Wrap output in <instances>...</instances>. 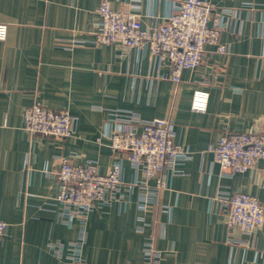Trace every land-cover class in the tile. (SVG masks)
<instances>
[{"label": "crops", "instance_id": "0c3cea01", "mask_svg": "<svg viewBox=\"0 0 264 264\" xmlns=\"http://www.w3.org/2000/svg\"><path fill=\"white\" fill-rule=\"evenodd\" d=\"M103 1L0 0V24L8 26L0 42V221L8 224L0 264H63L51 244L82 236L80 223L64 224L55 205L62 158L95 162L102 174L120 161L124 181L135 179L129 161L110 148L112 112L170 121L175 143L193 159L147 212L138 207V188L122 203L92 211L84 230L86 260L142 262L151 238L162 252L160 264H264V226L251 245L232 243L244 237L227 226V211L216 199L222 190L241 192L264 206V162L224 178L212 153L224 134L264 132V0H210L217 12H234L225 16L220 36L228 53L206 46L200 67L183 71L178 83L169 79L171 66L155 60L148 47L95 43ZM107 1L116 11L137 10L143 26L153 27L182 0ZM196 90L209 92L205 114L191 111ZM35 103L75 116L74 136L27 132L24 112Z\"/></svg>", "mask_w": 264, "mask_h": 264}, {"label": "built area", "instance_id": "2783aa9c", "mask_svg": "<svg viewBox=\"0 0 264 264\" xmlns=\"http://www.w3.org/2000/svg\"><path fill=\"white\" fill-rule=\"evenodd\" d=\"M252 4H246L249 8ZM100 23L95 33L97 45L120 44L124 50L148 47L151 56L171 66L169 79L180 82L183 71L200 67L206 46L216 47L219 54L228 49L220 43L221 34L227 29L225 16L234 12H217L210 0H182L173 4L169 15L161 24L144 27L141 15L135 9L116 11L104 0L99 9ZM8 36V26L0 24V42ZM209 92L196 90L191 101V111L205 114L208 110ZM77 118L66 111L54 112L35 103L24 112V129L30 134L66 139L74 136ZM110 148L124 156L135 174L132 182L123 179V168L116 161L106 174L95 162L81 165L71 158H62L57 173L60 192L56 200L60 207L58 216L67 226L79 222L82 236L64 245L51 244L63 264H90L84 254L85 226L95 209H104L113 203H122L124 196L138 188V207L147 212L158 203L161 190L168 187L175 176L184 174L182 166L193 159L192 152L176 144L173 124L163 119L143 120L136 114L112 112L108 120ZM214 164L222 177L232 178L252 170L264 162V132L224 134L212 149ZM156 179L155 185L150 181ZM227 211V226L244 238L234 244L249 246L258 229L264 226V206L254 196L222 190L216 198ZM143 222V218H140ZM8 224L0 221V238L6 234ZM139 231H143L140 227ZM162 252L148 238L143 247V261L133 264H160Z\"/></svg>", "mask_w": 264, "mask_h": 264}]
</instances>
